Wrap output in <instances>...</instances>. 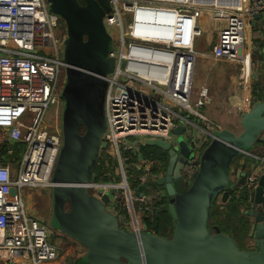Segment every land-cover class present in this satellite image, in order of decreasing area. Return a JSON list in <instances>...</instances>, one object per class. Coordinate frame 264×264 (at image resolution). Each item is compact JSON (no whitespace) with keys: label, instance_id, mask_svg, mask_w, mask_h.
<instances>
[{"label":"built area","instance_id":"1","mask_svg":"<svg viewBox=\"0 0 264 264\" xmlns=\"http://www.w3.org/2000/svg\"><path fill=\"white\" fill-rule=\"evenodd\" d=\"M214 1L109 0L111 11L104 24L108 34L116 37L109 55L115 68L106 77L107 129L102 143L107 148H101L99 158L104 164L102 179L109 181L92 182L89 192L100 200L107 194V210L129 232L147 231L144 220L157 200L148 182L165 175L162 162L154 158L134 161L140 151L133 142L160 140L172 145L177 142L175 130L183 127L192 156L183 177L192 179L196 162L214 133L222 130L197 110L211 104L207 87L199 91L196 108L190 104L204 13L224 19L222 26H216L217 39L209 57L240 60L243 65L248 27L256 16L264 17V0ZM59 28L60 17L51 11L48 0H0V264L15 260L52 264L59 259L56 247L49 243L48 224L29 216L24 200L25 189L52 188L64 142L58 110L61 79L68 66L60 58L59 45L65 46L68 35L65 30L63 38ZM52 106L57 113L50 122ZM124 152L130 157H124ZM252 158L260 175L249 171L248 191L264 175V153ZM110 162L116 164L114 169ZM127 162L137 169L135 185L129 183ZM140 186H145L143 196L137 194Z\"/></svg>","mask_w":264,"mask_h":264},{"label":"water","instance_id":"2","mask_svg":"<svg viewBox=\"0 0 264 264\" xmlns=\"http://www.w3.org/2000/svg\"><path fill=\"white\" fill-rule=\"evenodd\" d=\"M83 1L85 6L79 0H48L68 32L67 80L61 95L64 142L52 175L50 227L86 249L77 264H264V212L259 209L264 206V175L253 194L251 210L245 212L255 222L252 249H240L233 238L210 226L217 198L221 195L227 203L229 191L245 187L249 169L243 164L238 170L235 163L251 158L264 134V101L242 115L239 134L227 129L214 133L196 162L192 179L183 177L192 158L183 127L174 132L175 146L160 140L133 142L139 148V160L144 159L147 148H158L168 156L166 173L155 183L162 188L160 198L166 203L157 212H169L175 222L170 239L148 231L136 234L124 230L106 208L109 196L100 200L90 194L101 148H107L102 143L107 129L106 77L114 71L115 61L109 57L112 38L104 24L111 11L109 0ZM259 23L264 26L258 15L251 26L256 28ZM144 190L145 186H140L137 194L143 196Z\"/></svg>","mask_w":264,"mask_h":264},{"label":"rangeland","instance_id":"3","mask_svg":"<svg viewBox=\"0 0 264 264\" xmlns=\"http://www.w3.org/2000/svg\"><path fill=\"white\" fill-rule=\"evenodd\" d=\"M82 1V0H80ZM262 20H264V17H261ZM217 22L220 26L223 25L224 19L222 16H217V18L214 17V14L212 13H204L203 17L201 18L199 22V26L202 29V35L198 37L197 43H196V51L198 53L197 62H196V69L194 74V82H193V94L191 97L190 104L193 108H196L195 105L198 102V93L201 90L202 87H207L210 90L211 97L214 96L217 99L221 98L225 99L229 93H230V85L232 78H236L238 75H241L243 65L241 61L237 62H228V61H215L212 58L209 57V54L211 53L212 46L215 42V36L213 34L214 30H216ZM58 33L64 36L66 35L64 30V25L60 24V28L58 29ZM256 28L252 29L250 26L247 30L248 39L250 41L248 42V46L252 45V42H254L253 49L256 48V50L253 51V71L255 72V75L258 73L257 61L260 60L261 54L264 53V48L261 51L260 43H264L262 40L257 41L258 39L255 38ZM112 38V42L116 40L115 35H110ZM253 46V45H252ZM65 48L66 46L59 45L60 50V58L65 62ZM244 49L248 50V48L245 46ZM248 58V57H247ZM256 61V62H255ZM249 58L246 60V65L249 68ZM64 69V68H63ZM65 75H63L62 85L60 86L61 91L63 92L65 83L67 80V68L64 70ZM256 80V79H255ZM62 95V93H61ZM209 106L205 107L204 109H197L201 114L206 116L212 123L221 126L222 129H226V127H229L226 124H223L219 122L217 116L215 115V112H211L209 110ZM59 114H61L63 108L62 106L59 108ZM57 113V108L55 106L50 107L48 111V118L49 121L52 122L55 119V115ZM59 124H62L59 121ZM236 124V123H235ZM232 129H235V126L230 125ZM63 131V129H62ZM236 131V129H235ZM238 133L241 132V129L237 131ZM64 139V135H63ZM134 139H131L130 141H133ZM177 142H172V146H175ZM190 149V147H189ZM263 155V153H261ZM163 155V151L158 148H148V151L146 153V158H157ZM261 155V156H262ZM124 157L129 158L130 155L126 154L124 152ZM249 157H243L242 159L248 160L249 164L251 165V170L257 171V161H255L252 158ZM241 164V161L235 164V167H238V165ZM126 168L129 173V183L131 185H135L137 182V174L131 172L132 170V163L127 162ZM249 175V174H248ZM257 175H260V172L257 171ZM133 192L135 191V188L132 187ZM91 194L94 195V193L91 191ZM114 194L120 195V191H115ZM151 194V193H149ZM51 197H52V188L47 189H25L24 190V200L26 205V210L29 216L36 217L38 219H41L42 221L46 222L48 224V231L50 235L52 234V238H49V243L54 245L58 251L60 259L64 257L66 259L65 264H76V262L80 261L86 254V249L80 245L78 242L73 240L72 238L60 233L59 231L54 230L50 227L49 223L52 216V205H51ZM122 228H125L122 223H120ZM254 233V228L252 229V235ZM246 249L253 248V245H250L249 241H246L245 243Z\"/></svg>","mask_w":264,"mask_h":264},{"label":"trees","instance_id":"4","mask_svg":"<svg viewBox=\"0 0 264 264\" xmlns=\"http://www.w3.org/2000/svg\"><path fill=\"white\" fill-rule=\"evenodd\" d=\"M260 48H264V43H260ZM262 63L258 66L259 75L256 80L253 82L252 86V105H256L257 103L264 101V53L261 54ZM85 131L83 127L82 133ZM264 145V142L260 139L255 145V150L257 146ZM254 150V151H255ZM148 148L145 150L144 158L146 159V153ZM160 162H165L166 166H164V171H166L168 156L163 152V155L155 158ZM135 162H139V158L134 160ZM100 165H97V168L94 173L92 182H108L109 179H102V172L104 168V164L102 163V158L99 160ZM111 167L114 169L116 164L110 162ZM109 170L107 167L106 172ZM131 172L137 174V169L132 167ZM248 198H237L233 196L226 205H217L214 204L212 209V216L210 226L213 230H220L221 233L233 238L238 245V247L242 250H250L246 249L245 242L249 241L250 245L252 243V226L248 222L245 213L241 210L242 207H245L247 210L248 207ZM165 201H163L160 196L158 199L153 202L152 212L148 213L145 218L146 230L148 232L154 233L159 237L170 239L174 234L175 222L173 221L169 212L166 213H158L157 210L163 206ZM248 207V208H247ZM79 262V261H78ZM76 262V264L78 263Z\"/></svg>","mask_w":264,"mask_h":264},{"label":"crops","instance_id":"5","mask_svg":"<svg viewBox=\"0 0 264 264\" xmlns=\"http://www.w3.org/2000/svg\"><path fill=\"white\" fill-rule=\"evenodd\" d=\"M217 25L220 27V25L217 22ZM252 29H255L251 26ZM214 36L216 34L215 41L217 39V33L216 30L213 32ZM255 40L257 41H263L264 42V26H262L260 23L256 27V33H255ZM250 41V39H249ZM253 45V46H252ZM251 46L246 45L248 50L243 49L242 54L245 55V65H243L242 73L241 75H238L236 78H232L231 85H230V93L229 95L221 100V98H216L212 96L211 104L209 105V110L211 112H215V115L217 116L219 122L228 125L229 127H226L227 130H230L236 134H239L237 131L241 129V117L246 112L250 111L253 107L252 105V86L253 82L259 75L258 73L255 75V72L253 71V51L256 50L253 49L254 42H252ZM262 51V48H261ZM249 58V68L247 69L246 60ZM256 62V61H255ZM262 63V60L260 59L257 61V64L259 65ZM258 70V66H257ZM236 123V124H235ZM230 125L235 126V129H232ZM264 142V134L260 138ZM261 153H264V145L257 146L256 150L252 153L253 155H262ZM253 245V241L251 243ZM66 259L62 257V259H59L52 263V264H65Z\"/></svg>","mask_w":264,"mask_h":264},{"label":"flooded vegetation","instance_id":"6","mask_svg":"<svg viewBox=\"0 0 264 264\" xmlns=\"http://www.w3.org/2000/svg\"><path fill=\"white\" fill-rule=\"evenodd\" d=\"M79 3H80L81 6H85V3H84L83 0H82V1L79 0ZM50 9H51V6H50ZM60 24L64 25V30L67 31L66 23H65V21H64L62 18H60ZM67 35H68V32H67ZM61 80L64 81L63 77H62ZM60 105H61L62 108H63V106H64V102H63L62 98L60 99ZM252 155H253V154H252ZM251 158H252V156H251ZM248 159H249V158H248ZM252 159H253V158H252ZM240 161H241V164L238 165V167H237L238 170L241 169V166H242L243 164H246L248 169L251 168V165L249 164V161H248V160H245V161H244L243 159H241ZM236 163H238V162H236ZM236 163H235V164H236ZM164 166H166V163H165V162L162 163V167H164ZM167 166H168V163H167ZM166 169H167V168H166ZM165 173H166V171H165ZM235 176H236V174H234V176H233V180H234V181H235ZM257 186H258V184H257ZM257 186L255 187V189H254L253 191H248L247 188H246V183H245V187L240 188L239 191H237V192L229 191V192H230V198H229V200H230L233 196H236L238 199L241 198V197H242V198H248V199H247V201H248V207H249V210H251V206H252V204H253V194L255 193V190H256ZM150 187H151L153 193H155V194L157 195V199H158V196H160V192H161L162 188L158 187L157 184H156L155 182H153V184H151ZM229 200H228V201H229ZM215 204L223 206V205H226L227 203H223V202H222V197H221V195H220V196L217 198ZM245 207H246V206H245ZM245 207H242V208H241V210L243 211V213H245V212L247 211V210H245ZM248 207H247V208H248ZM259 209L262 210V211L264 212V206H262V207L259 208ZM245 216L247 217V220H248V222L251 224L252 228H254V227H255L254 219L251 218V217H249V216H247L246 214H245ZM252 241H253V237H252Z\"/></svg>","mask_w":264,"mask_h":264},{"label":"bare ground","instance_id":"7","mask_svg":"<svg viewBox=\"0 0 264 264\" xmlns=\"http://www.w3.org/2000/svg\"><path fill=\"white\" fill-rule=\"evenodd\" d=\"M214 2H215L214 0H196V3H198V4H200V3L213 4ZM217 3L221 4V1L217 0ZM247 69H248V67H247Z\"/></svg>","mask_w":264,"mask_h":264}]
</instances>
